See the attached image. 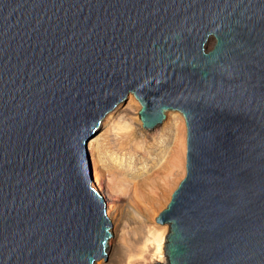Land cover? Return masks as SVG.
I'll list each match as a JSON object with an SVG mask.
<instances>
[{
	"label": "water",
	"instance_id": "obj_1",
	"mask_svg": "<svg viewBox=\"0 0 264 264\" xmlns=\"http://www.w3.org/2000/svg\"><path fill=\"white\" fill-rule=\"evenodd\" d=\"M129 94L185 119L164 264H264V0H0V264L105 254L86 143Z\"/></svg>",
	"mask_w": 264,
	"mask_h": 264
},
{
	"label": "bare ground",
	"instance_id": "obj_2",
	"mask_svg": "<svg viewBox=\"0 0 264 264\" xmlns=\"http://www.w3.org/2000/svg\"><path fill=\"white\" fill-rule=\"evenodd\" d=\"M139 108L140 104L134 96H131L117 115L111 114L112 111L109 112L114 129L112 134L120 140L116 148L118 154L113 156L114 153L110 152L108 157L111 166L108 170L106 169L108 188L105 191L99 180L104 169L99 168L98 152L96 153L95 149L96 139H90L95 133L88 138L89 141L87 140L86 150L90 171L92 166L91 175L94 174L92 182L105 198V215L110 220V236L103 249L104 253V250L107 252L97 258L96 264H158V262L164 264L167 261L164 244L169 233V223L157 222L155 218L166 207L172 192L185 172L187 129L183 115L169 111V115L174 113L172 114L174 118L170 126L164 127L172 131L173 144L167 150L166 147L162 148L166 150L161 154L159 161L160 164L164 163L163 173L159 170V166L156 168L157 172L161 173L158 179L152 175L130 180V177L140 174L126 165L135 162L139 153L142 157H148L149 151L146 154L142 153L148 147L147 145H150L146 141L155 136L156 132L153 129L160 122L163 125L165 123L164 119L151 127H144L139 117ZM109 117L106 118L109 119ZM164 133V131L161 132V134ZM126 158L128 161L125 160ZM149 162L146 164L148 165ZM123 169L132 172L127 175ZM144 179L148 180L143 181Z\"/></svg>",
	"mask_w": 264,
	"mask_h": 264
},
{
	"label": "rangeland",
	"instance_id": "obj_3",
	"mask_svg": "<svg viewBox=\"0 0 264 264\" xmlns=\"http://www.w3.org/2000/svg\"><path fill=\"white\" fill-rule=\"evenodd\" d=\"M210 45H211V43H210ZM131 96L133 97V95L129 94L124 101H120V102L117 103V105H118L117 108L115 106V107L111 108L109 111L106 112V114L101 118V121H100L99 125L97 126L98 131L90 138L91 140L96 139V141H95V145H96L95 149H96V153L98 152L97 156H98V159H99V168H100V170L104 169V172L101 175V178L99 179L100 183H101V186L103 187L104 191L108 188V175L106 173V169L108 170L109 166H111L110 160H109L108 157H110L109 156L110 152H111V154L114 153L113 156H115V154L116 155L118 154V151H117L116 148H118L119 140H120V138H118V137H116V135L112 134L114 129H113V122L110 120V117H109V112L111 113V111H112L111 114L115 113V115H117L124 108V106L127 104L129 99L131 98ZM134 99H136V98L134 97ZM136 101H138V100L136 99ZM138 103H139V101H138ZM140 107H141V104H140ZM173 112H175V113L177 112L179 115H182L179 111H173ZM173 112H172V114H174ZM172 114L169 115L168 112H165L164 113V115H165V117H164V119H165L164 125L160 122L161 124L159 123L160 125L158 124V126H156L155 129H153L156 132L155 136H152L149 139H147L146 142L150 143V145H147L148 147H146L142 151V153L146 154V152L149 151L150 153H148V157H142V154L139 153L136 156V158H138V159L135 158L136 159L135 162H131V163L126 165V167H128V168H130L132 170H137V172H139V174H140V175H137V176L130 177L129 178L130 180L131 179H136V178L137 179L144 178V176H149L150 177L152 175H153V177L158 179L159 175L161 174L160 171L163 173V170H164L163 169V167H164L163 165H164V163H162V164L159 163L161 154L164 151H166L167 149H169L172 146V144H173L172 131L170 132V130L168 128L166 129L164 126H170L171 125V122H172V120L174 118V117H172ZM106 117H109V119H107ZM111 117H112V115H111ZM142 125H143V122H142ZM162 125H163V127H162ZM163 128H165V129H163ZM162 131H164L165 133L161 134ZM163 147H166V150L165 149L162 150ZM125 160L128 161L127 158ZM148 161H150V162L147 165L146 162H148ZM123 163H126V162H123ZM89 165H90V162H89ZM159 166H160V169H159L160 170L159 171L160 174L157 172L158 169H156ZM123 171H125V170L123 169ZM125 172H126L127 175H130L132 171H128L127 170ZM91 173H92V166H91ZM184 175H185V172L182 175V177L180 178V180L183 178ZM91 177H92V180H93L94 179V174H92ZM145 180H148V179H144L143 181H145ZM104 251H105V253L107 252L106 250H104ZM105 256H103V258ZM96 262H97V260L95 261V264H96ZM164 263H166V261Z\"/></svg>",
	"mask_w": 264,
	"mask_h": 264
}]
</instances>
